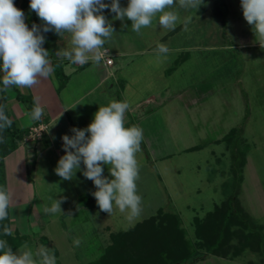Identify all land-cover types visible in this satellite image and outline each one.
I'll use <instances>...</instances> for the list:
<instances>
[{"label":"rangeland","instance_id":"obj_1","mask_svg":"<svg viewBox=\"0 0 264 264\" xmlns=\"http://www.w3.org/2000/svg\"><path fill=\"white\" fill-rule=\"evenodd\" d=\"M124 1L127 6L128 0ZM224 1L227 5L225 28H222L221 23L214 18L211 8L214 1L203 0L198 10L177 8L181 22L174 30L159 27L158 22L154 20L152 26L143 28L139 35L131 30L130 20L125 19L123 22L115 20L113 19L115 14L110 9L103 10V15L111 21L115 29L112 39L105 46H111L114 42L115 46L133 44L130 48L144 49L147 43L156 46L159 43L165 44L170 50L166 54L167 58L150 60L148 57V65L152 63L150 66L153 68H147L141 73L135 72L134 66H131L129 77H126L129 80L128 87L131 89L124 94L120 93L123 101L126 100L130 104L141 103L143 106L137 109L135 114L128 110L125 115V127L132 125L141 127L143 140L141 151L137 153L139 164L137 190L142 197V212L132 220L127 218V212L122 213L120 223L113 222L119 228L127 230L143 219L156 216L159 210L163 209L167 213H179L189 237L194 240L195 217H203L207 212L214 210L215 206L221 205L225 195L235 194L236 197L237 193L240 205L264 227V47H261L259 38L255 37L252 27L245 21L240 0ZM103 2L110 4L111 0ZM120 5L122 7L123 0H120ZM187 16H191V22L187 30H184L183 19ZM166 33L169 35L163 42L162 38ZM188 52L192 53V57L183 64L182 67L186 65L184 70L180 68L177 73L172 74L163 72L165 67L169 69L175 59L184 57L180 55ZM118 58L120 60L118 64L126 67L127 62L123 58ZM89 63L91 61L88 62V66L83 67L82 71H85V74L89 73ZM122 77L120 78L122 81L127 80L125 76ZM83 79L86 78L78 80ZM88 79L90 80L87 83L92 82L93 86L99 81L98 77H89L86 80ZM55 80L59 87V81ZM164 84H171L168 93H161L159 87ZM118 88L120 91L121 87ZM156 88H159V92L155 96L167 99L166 103L157 107L154 105L155 102L152 105L142 103L154 96L153 90ZM183 89H187L186 93H179ZM7 92L13 93L10 88ZM105 92V87L94 92L85 101V105L93 107L97 101L99 108L106 106L113 99L118 101L119 97H114L111 91L107 95ZM12 96L6 102L9 112L13 110L15 103ZM18 105L24 106L23 103ZM15 111L19 112L17 108ZM71 115L72 112H69V116ZM90 115L89 118L80 119L90 124L94 112ZM20 123L22 127L25 126L21 121L18 123L19 126ZM243 126L246 144H250L251 148L248 163L242 173L244 179L242 183L236 185L234 154L227 150L225 142L217 144L215 141L223 139L232 128ZM57 129H59L57 124L51 129L52 135L55 133V148L47 152H41L42 148L32 150V156L26 160V165L31 169L28 175L32 185L30 191L37 197L31 200V206L34 205L43 217L44 224L51 222L49 229L53 235L58 236L63 249L68 251L71 247L68 244L73 238H68L69 233L59 232L58 226L61 223L67 225L71 232V228H74L85 214L78 210L75 213L78 196L90 193L95 185L83 176V163L70 181L63 180L55 173L58 160L65 154L62 136L68 131L62 127L61 130ZM24 144H27L26 148L31 147L28 143ZM195 146L204 148L186 151ZM55 149L60 150V154ZM103 167L105 176L109 174V169L107 165ZM55 200H61L62 212L46 214L43 211L44 207H50ZM90 215L94 223L93 230L100 231L104 217L96 212L94 214L90 212ZM84 218L90 217L87 215ZM35 224L36 219L33 226ZM39 226L37 224L35 229H29L28 226L29 242L36 240ZM40 228L42 230L40 233H47ZM90 228L91 225H86L78 232L89 233ZM54 231L57 233H53ZM29 242L28 244H32ZM46 244V241L41 242V245ZM122 244L119 243L118 249L116 248L118 253L122 251ZM147 251L141 253L139 257L147 260V256H151L150 250ZM115 256L116 252L110 259ZM192 264L264 263H260L258 254L249 252L235 260L204 255V258Z\"/></svg>","mask_w":264,"mask_h":264},{"label":"clouds","instance_id":"obj_2","mask_svg":"<svg viewBox=\"0 0 264 264\" xmlns=\"http://www.w3.org/2000/svg\"><path fill=\"white\" fill-rule=\"evenodd\" d=\"M203 0H128L121 7L120 0H30V9L43 22L41 27L25 22L24 12L17 8L14 0H0V91L9 88H32L41 78H48L54 72L50 53L43 47L45 37L41 31H54L59 36H70V48L57 51L61 60L84 65L91 61L94 66L107 59L109 50L104 45L110 41L115 29L103 15L110 9L113 19L131 21V30L141 34L143 28L151 27L153 21L167 30H174L181 22L178 10L199 9ZM243 17L252 27L255 37L264 47V0H240ZM191 16L183 19L187 30ZM126 27V25H125ZM159 55L169 52L165 44H157ZM130 109L128 101L111 100L106 106H99L94 118L86 128L71 129L73 135H63L64 155L58 160L55 173L63 180H72L75 173L84 165L83 176L93 182L96 190L92 193L99 209L111 215L114 208L127 212L132 220L142 212V197L138 194L139 164L137 153L141 151L143 129L137 125L125 127V115ZM44 113L39 99L26 115L31 121H39ZM63 114V113H62ZM13 121L0 105V131L12 126ZM3 138L0 137V142ZM104 165L108 166L109 176L103 175ZM12 194L0 187V221L7 219L12 206ZM61 200L45 206L46 214L61 211ZM5 236L12 234L7 226ZM75 246L80 240L73 241ZM0 264H56V257L45 245L35 250L27 243L14 253L3 239H0Z\"/></svg>","mask_w":264,"mask_h":264},{"label":"crops","instance_id":"obj_3","mask_svg":"<svg viewBox=\"0 0 264 264\" xmlns=\"http://www.w3.org/2000/svg\"><path fill=\"white\" fill-rule=\"evenodd\" d=\"M122 7H126L124 0ZM33 13L34 11L30 9V6L25 11V15L27 17L32 16ZM37 26L41 27L42 29L43 23H40ZM41 34L44 35L46 39V33L41 31ZM167 35L169 34L166 33L165 36L162 38L163 42L167 38ZM54 36H55L54 40L50 42V49L55 55L57 51L71 47L69 34L65 33L64 35L59 36L58 34L55 33ZM44 45L45 44H43V47ZM105 45L104 47L109 50L110 56L114 61V64L112 66H107L105 62H102L99 66H94L91 62L89 63V71H88L89 73L85 74V71L82 70L85 65L88 66V63L84 65H79V64H72L66 59L62 60L65 63L64 71L65 74L69 77V81L66 87L60 93L58 92V86L56 84V80H55L56 77L54 73L48 78H41L40 82L32 88L12 87L10 88V90L13 93L11 94L7 92L8 98L13 95L12 97L15 98L13 100H15V103H17V104L14 103L12 108L13 110L10 112L12 119L15 120L17 123L21 121L25 124V126L22 127L20 123L21 125L20 127L30 128L31 126L35 125V123H38L45 125L47 128V130L44 132V137L41 140L28 143L31 145V147L29 146L30 149L29 147L26 148L25 146L27 144H24L22 141L18 150H16L14 153H12L11 155L5 158L7 187H8V191L12 194L13 197L12 206L8 209L9 228L11 229L12 235L28 236L27 233L30 232L28 231V226L29 229L32 228L35 229L36 225L39 224L40 225L38 228L39 232H36L37 234L36 240H33L31 242L28 241L29 243H32L34 245L28 243L27 244L35 250L41 245V242H43V240L41 241L40 239L44 238V240L48 242V245H50V247H53L55 249L57 253L56 256L60 264H90L98 260L104 254L107 247L110 245L111 234L128 232L138 223L147 220V219H143L137 222L135 226H131L129 229L124 230V228H119L118 225H115L113 223L115 221H118L120 223V220L122 219V213L119 210L114 209L113 213L109 215L108 213L101 211L99 208L95 210H91L85 207H78L77 203L79 201L80 196L82 195L80 194L76 201L75 204L76 208L74 210H76L75 213L77 212V210L85 213L83 216H81V220L77 222L78 224L75 225L74 228H71V232H69V227H67V225L61 223L58 226L59 232L62 231L63 233H69L68 238H73V241L75 239L80 240V245L78 247L74 245L73 241L69 242L68 245H70L71 247L69 248L68 251H65L58 236L53 235L52 230L49 229L51 222L50 224L47 225L44 224L43 217L40 215L37 209L34 208V205L31 206V200L36 199L37 197L34 195L33 191H30L32 189L31 188L32 185H30L31 181L28 178V175L31 169H29L28 165H26V160L28 161L30 155L32 156L31 153L32 150L37 151L38 148H42L41 152L42 151L47 152L48 150L55 148V143H54L55 133L52 135V131H51L53 126L57 124L59 128L57 130H61V127L63 129L67 128L68 131L64 135H69V136L73 135L71 131L73 127L81 128V129L86 128L89 125V122L87 121L84 122L80 118L81 117L89 118L92 112L95 113V111L98 110L99 103H97V101L95 104L92 105L93 107L85 105V101L89 99L94 94V92L102 90L105 87L106 95L108 94V92L110 93L111 91V94L114 97L115 96L119 97L118 101H123L120 93L124 94L128 91V89H131V87H128L129 80L126 78L129 77L128 73L129 71L132 70L131 66H134L136 70L135 72L141 73L143 70H146L147 68H153L152 66H150L152 65V63L148 65L149 64L148 57L150 58V60H156L158 58L160 59L167 58V55L166 56L159 55L157 53L156 45L153 44L149 45V43L146 44V47L144 49L130 48L133 47V44L132 45L126 44L127 46L126 45L121 46L122 44H120L115 46L114 42L111 43V46H105ZM148 46H150V48ZM118 57L123 58V60L127 62L126 67L125 66L122 67L123 64H118L120 62ZM184 67L181 68H183L184 70ZM166 69L167 67H165V70L163 71L165 74H167L166 71L168 70ZM150 71L152 70L150 69ZM122 76H125L124 78L127 80L122 81L120 79L123 78ZM76 77L78 78L75 81L74 80L70 81ZM89 77L99 78V81L95 84V86H93L92 82H90V84L87 83L89 82L90 79L88 80L86 79ZM82 78H86V79L78 80ZM73 85L80 87L74 88ZM118 86L121 87L120 91ZM159 88L162 91V92L160 91L161 93H168V91L171 90V84L170 85L164 84L162 87ZM159 88L153 90L154 96H152L147 101H143L142 103H146L147 105H152V103L155 102L154 104L155 107L163 106L166 103L167 99L163 98L162 96L161 97L155 96V94L159 92ZM75 89L77 90V93H75ZM186 91L187 89H183L179 93L185 94ZM17 92H20L23 95H31L35 101L37 100V98L39 99V102L44 109L43 116L39 121H31L30 118L26 115V113L30 112L28 107L26 105L22 107L18 105L21 102H19L16 98ZM141 105H142L141 103L132 102L130 104V109H129L130 112L135 114L137 109L143 107ZM89 107L94 108L96 110L91 111ZM15 108H17L19 112L15 111ZM77 108L79 109L78 111L75 110ZM69 112H72L71 116H69ZM41 143L43 145H41ZM55 151L60 154V150L58 151L57 149H55ZM90 212L91 214H94V212H96L98 215L101 214V216L104 217L103 219L105 220L102 219L101 222L102 227L100 231L93 230L94 223L93 220L91 219L92 216L90 215ZM87 215L90 217L88 218L90 220L84 218V216ZM35 219L37 221V224L33 226ZM87 222L89 224H86ZM86 225H91L90 230H88L89 233H79L78 230L82 231L86 227ZM40 227H42L43 230H46L47 233H40L42 232ZM55 231H57V229ZM55 231L53 233H57ZM92 233L94 234L92 235ZM18 249L15 250L14 253H17Z\"/></svg>","mask_w":264,"mask_h":264},{"label":"trees","instance_id":"obj_4","mask_svg":"<svg viewBox=\"0 0 264 264\" xmlns=\"http://www.w3.org/2000/svg\"><path fill=\"white\" fill-rule=\"evenodd\" d=\"M211 4L214 18L220 22L221 27L227 26V5L224 0H213ZM17 8L24 12L30 5V0H14ZM25 22L29 28L33 24L43 23L34 12L32 16L25 15ZM55 32L46 33L44 48L49 51L51 63L54 67V75L59 81L58 92L60 93L67 85L69 77L65 74V63L59 59L50 49V42L55 38ZM183 54V53H182ZM184 57L175 59L172 66L166 71L167 74L176 73L185 62L189 61L192 53H184ZM186 58V59H185ZM0 76L1 72H0ZM1 88L3 87L0 83ZM17 100L28 107L31 111L34 106V98L31 95H23L17 92ZM8 100L7 91L0 92V105L5 107V114L13 121L12 126L0 131V187H7L5 158L16 150L29 135L30 128H22L12 119L6 106ZM39 125L38 123H35ZM244 138V126L232 128L223 139L215 141L217 144L226 143L227 150L234 154V172L236 174V185L242 183L243 172L248 163L250 144H246ZM204 146H195L186 151H196ZM30 174V172H29ZM105 177L111 178L108 175ZM82 194L77 203L78 207L95 210L98 207L92 193ZM225 198L221 205L215 206L203 217H195L194 240L189 237L183 226L182 217L179 213L165 212L160 209L156 216L138 223L128 232L113 233L110 236V245L104 254L90 264H192L204 255H214L220 258L235 260L247 253H256L260 257V263H264V227L257 222L250 213L240 205L238 193ZM9 228V214L7 219L0 221V239H3L12 248L13 252L28 243L29 236L3 234L4 227ZM41 241L44 238L40 239ZM47 242V241H46ZM122 244V251L118 253V244ZM56 257V264H60L57 253L53 247L46 245ZM124 247V248H123ZM117 248V249H116ZM121 249V248H120ZM150 250L151 256L144 260L143 252ZM115 257H110L115 254ZM203 255H201V253ZM147 255V254H146Z\"/></svg>","mask_w":264,"mask_h":264},{"label":"built area","instance_id":"obj_5","mask_svg":"<svg viewBox=\"0 0 264 264\" xmlns=\"http://www.w3.org/2000/svg\"><path fill=\"white\" fill-rule=\"evenodd\" d=\"M109 56L107 59L111 60L112 62L109 64L107 62V66H112L114 64V61L112 57L110 56V52L108 53ZM47 130L45 125L39 124V125H34L32 128H30L29 135L24 139L23 143H29V142H35L37 140H41L44 136V132Z\"/></svg>","mask_w":264,"mask_h":264}]
</instances>
